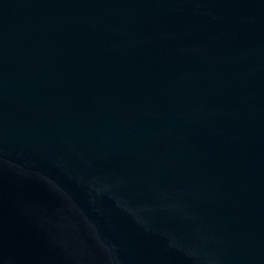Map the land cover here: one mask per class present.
<instances>
[{
	"label": "water",
	"instance_id": "obj_1",
	"mask_svg": "<svg viewBox=\"0 0 264 264\" xmlns=\"http://www.w3.org/2000/svg\"><path fill=\"white\" fill-rule=\"evenodd\" d=\"M0 264H264V0H0Z\"/></svg>",
	"mask_w": 264,
	"mask_h": 264
},
{
	"label": "clouds",
	"instance_id": "obj_2",
	"mask_svg": "<svg viewBox=\"0 0 264 264\" xmlns=\"http://www.w3.org/2000/svg\"><path fill=\"white\" fill-rule=\"evenodd\" d=\"M89 187H90V189L92 191H95L97 195H100V194H102L103 191H106L107 190V186H103L102 188L101 187H95L91 183H90ZM117 204H119V201H117Z\"/></svg>",
	"mask_w": 264,
	"mask_h": 264
}]
</instances>
